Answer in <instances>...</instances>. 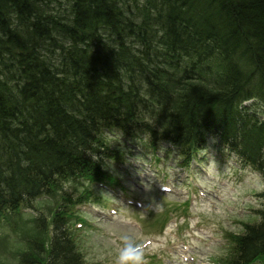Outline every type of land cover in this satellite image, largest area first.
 Masks as SVG:
<instances>
[{
	"label": "trees",
	"instance_id": "obj_1",
	"mask_svg": "<svg viewBox=\"0 0 264 264\" xmlns=\"http://www.w3.org/2000/svg\"><path fill=\"white\" fill-rule=\"evenodd\" d=\"M112 135L187 167L213 139L264 179V0H0V217L56 198L25 264H87L69 224ZM260 196L221 264H264Z\"/></svg>",
	"mask_w": 264,
	"mask_h": 264
},
{
	"label": "rangeland",
	"instance_id": "obj_2",
	"mask_svg": "<svg viewBox=\"0 0 264 264\" xmlns=\"http://www.w3.org/2000/svg\"><path fill=\"white\" fill-rule=\"evenodd\" d=\"M108 139L115 155L127 150V160L105 161L114 180L93 183L90 191L97 201L78 205L69 224L87 264H112L116 246L109 232L125 227L116 222L119 213L133 215L136 234L158 249L148 257L150 264H221L232 253L231 235L258 219L264 179L218 149L215 140L209 139L198 161L187 167L180 165L177 151L170 154L169 145L159 155L118 136ZM161 184L172 191H163ZM39 199L19 216L0 217V264H25L22 255L31 239H48L37 218L44 214L47 226L56 198ZM157 205L158 212L153 210Z\"/></svg>",
	"mask_w": 264,
	"mask_h": 264
},
{
	"label": "clouds",
	"instance_id": "obj_3",
	"mask_svg": "<svg viewBox=\"0 0 264 264\" xmlns=\"http://www.w3.org/2000/svg\"><path fill=\"white\" fill-rule=\"evenodd\" d=\"M167 191L166 186H162ZM153 210L159 211V205ZM118 224L125 227L118 232H109L115 252L112 264H150L148 257L155 254L158 249L146 246L144 239L136 234L135 217L131 214L119 213L115 218Z\"/></svg>",
	"mask_w": 264,
	"mask_h": 264
},
{
	"label": "bare ground",
	"instance_id": "obj_4",
	"mask_svg": "<svg viewBox=\"0 0 264 264\" xmlns=\"http://www.w3.org/2000/svg\"><path fill=\"white\" fill-rule=\"evenodd\" d=\"M136 152H137V151H136ZM160 154H161V152L159 153V155H160ZM126 160H127V159H125V161H126ZM125 161H124V162H125Z\"/></svg>",
	"mask_w": 264,
	"mask_h": 264
}]
</instances>
